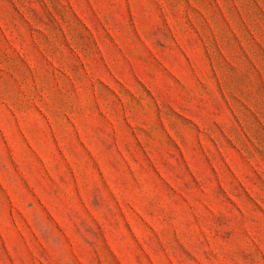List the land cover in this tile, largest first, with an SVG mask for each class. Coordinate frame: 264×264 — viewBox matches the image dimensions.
<instances>
[{
  "label": "rangeland",
  "instance_id": "374dc122",
  "mask_svg": "<svg viewBox=\"0 0 264 264\" xmlns=\"http://www.w3.org/2000/svg\"><path fill=\"white\" fill-rule=\"evenodd\" d=\"M0 264H264V0H0Z\"/></svg>",
  "mask_w": 264,
  "mask_h": 264
}]
</instances>
